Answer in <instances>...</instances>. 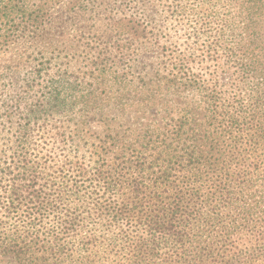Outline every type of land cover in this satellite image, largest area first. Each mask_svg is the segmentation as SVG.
Instances as JSON below:
<instances>
[{
    "label": "rangeland",
    "instance_id": "1",
    "mask_svg": "<svg viewBox=\"0 0 264 264\" xmlns=\"http://www.w3.org/2000/svg\"><path fill=\"white\" fill-rule=\"evenodd\" d=\"M22 1L34 9L39 0ZM44 2L37 25L0 17L2 165L15 153L19 132L30 128L39 132L29 130L28 143L42 146L41 154L49 151L62 164L59 171L81 156L144 144L152 133L174 128H205L234 143L227 138L231 128L240 150L257 135L264 153V34L243 30L242 0ZM115 19L122 28L137 24L140 38L123 46L137 33L118 34ZM185 58L188 68L178 70ZM245 66L257 68L255 78ZM187 114L194 119L178 127ZM72 209L80 212V203ZM76 227L81 230L79 221ZM74 244L82 246L80 235ZM88 249L82 262L77 251L63 264L127 259L121 243ZM0 264L20 261L0 253Z\"/></svg>",
    "mask_w": 264,
    "mask_h": 264
},
{
    "label": "trees",
    "instance_id": "2",
    "mask_svg": "<svg viewBox=\"0 0 264 264\" xmlns=\"http://www.w3.org/2000/svg\"><path fill=\"white\" fill-rule=\"evenodd\" d=\"M44 1L29 9L22 0H0V17L37 25ZM241 6L243 30L264 34V0ZM119 20L118 34L139 31ZM186 68L188 59H180L178 70ZM245 69L255 78L257 68ZM184 118L194 119L187 114L178 127ZM29 130L39 132H19L11 160L0 163V253H13L20 264H63L77 251L82 262L90 244L121 243L127 264H264V153L257 135L240 150L231 128L234 143L205 128L165 129L144 144L115 145L59 171L49 151L51 159L28 143ZM79 203L80 212L72 209ZM79 235L82 246L74 244Z\"/></svg>",
    "mask_w": 264,
    "mask_h": 264
}]
</instances>
